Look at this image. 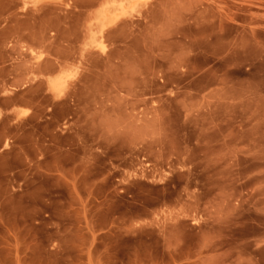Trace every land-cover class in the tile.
<instances>
[{"label": "rangeland", "instance_id": "1", "mask_svg": "<svg viewBox=\"0 0 264 264\" xmlns=\"http://www.w3.org/2000/svg\"><path fill=\"white\" fill-rule=\"evenodd\" d=\"M0 264H264V0H0Z\"/></svg>", "mask_w": 264, "mask_h": 264}, {"label": "crops", "instance_id": "2", "mask_svg": "<svg viewBox=\"0 0 264 264\" xmlns=\"http://www.w3.org/2000/svg\"><path fill=\"white\" fill-rule=\"evenodd\" d=\"M224 79H219V84L211 87L209 90L205 91V94L210 98V99H215L217 95L221 94L226 90V86L222 84ZM201 93V92H200Z\"/></svg>", "mask_w": 264, "mask_h": 264}]
</instances>
